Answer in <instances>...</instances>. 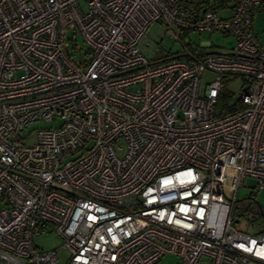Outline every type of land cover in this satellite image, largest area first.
Returning <instances> with one entry per match:
<instances>
[{
    "label": "built area",
    "instance_id": "1",
    "mask_svg": "<svg viewBox=\"0 0 264 264\" xmlns=\"http://www.w3.org/2000/svg\"><path fill=\"white\" fill-rule=\"evenodd\" d=\"M261 11L264 0H0V262L57 264L58 249L34 243L54 231L66 264H264V232L231 215L245 179L264 189ZM155 22L181 53L155 58ZM193 32L232 44L192 48Z\"/></svg>",
    "mask_w": 264,
    "mask_h": 264
},
{
    "label": "rangeland",
    "instance_id": "2",
    "mask_svg": "<svg viewBox=\"0 0 264 264\" xmlns=\"http://www.w3.org/2000/svg\"><path fill=\"white\" fill-rule=\"evenodd\" d=\"M252 32L257 37L261 44H264V11L254 13L252 17ZM148 39L154 44L151 46L155 50V58H161L168 53H181L182 46L174 38L167 36L165 27L159 22L152 23L148 28ZM183 43L190 45L192 48H196L201 44L210 42L212 48H218L219 46H229L232 44L230 38H222L218 33L207 32H193L190 33L188 38L182 35ZM78 46H82L81 40L77 37ZM214 75L211 72L206 71L200 78V92L202 93L206 84L211 82ZM239 84L236 81L232 88ZM241 92L235 91V97L237 98ZM44 124L37 123L31 126V128H42ZM232 221L237 230L246 234H257L264 232V189L257 190L253 188V180L247 178L244 184L238 189L235 201L232 205ZM237 220V222H236ZM35 245L42 250L58 249V263L66 264L68 260V254L65 250L60 248L61 240L59 236L50 231L39 235L34 240ZM0 264H2L0 262ZM156 264H178V258L171 254H165Z\"/></svg>",
    "mask_w": 264,
    "mask_h": 264
},
{
    "label": "trees",
    "instance_id": "3",
    "mask_svg": "<svg viewBox=\"0 0 264 264\" xmlns=\"http://www.w3.org/2000/svg\"><path fill=\"white\" fill-rule=\"evenodd\" d=\"M230 100V95L227 92H223L219 98H218V103L216 104V111L218 114H221L225 111H228L230 106H229V101ZM237 222V220H236Z\"/></svg>",
    "mask_w": 264,
    "mask_h": 264
}]
</instances>
